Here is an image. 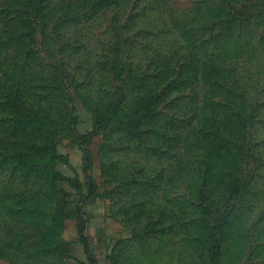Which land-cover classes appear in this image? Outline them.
I'll use <instances>...</instances> for the list:
<instances>
[{"label": "rangeland", "instance_id": "rangeland-1", "mask_svg": "<svg viewBox=\"0 0 264 264\" xmlns=\"http://www.w3.org/2000/svg\"><path fill=\"white\" fill-rule=\"evenodd\" d=\"M84 262L264 264V0H0V264Z\"/></svg>", "mask_w": 264, "mask_h": 264}, {"label": "crops", "instance_id": "crops-1", "mask_svg": "<svg viewBox=\"0 0 264 264\" xmlns=\"http://www.w3.org/2000/svg\"><path fill=\"white\" fill-rule=\"evenodd\" d=\"M79 260H84V259H79ZM85 264H88V262H84Z\"/></svg>", "mask_w": 264, "mask_h": 264}]
</instances>
